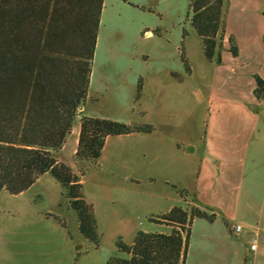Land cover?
<instances>
[{"label":"rangeland","instance_id":"obj_1","mask_svg":"<svg viewBox=\"0 0 264 264\" xmlns=\"http://www.w3.org/2000/svg\"><path fill=\"white\" fill-rule=\"evenodd\" d=\"M189 2L103 0L85 112L127 124H150L153 130L109 143L104 156L84 172V196L100 209L97 244L81 235L77 214L50 173L18 194L1 189L0 264H107L111 257H125L116 240L126 242L127 226L137 228L136 232H170L169 226L150 218L166 213L170 203L190 206L183 202L181 190L200 207L210 201L221 206L231 203L234 209L238 196V209L251 220L264 211V105H246L247 114L241 106L220 98L246 90L256 73L264 78L260 37L264 0H228V7L241 8L247 16L243 24L228 27V36L242 47L241 52L233 56L228 43H222L219 62L203 56L201 39L191 25ZM213 91L219 99L210 102L208 94ZM77 129L78 121L58 152L79 174L74 156ZM251 130L254 138L246 149L244 179L236 187L223 179L224 166L216 168L213 163L230 145L241 146L243 132ZM164 133L194 150L172 152ZM109 184L131 190L109 194L105 189ZM150 192L167 199L153 198ZM206 224L205 219H193L185 264H225L200 248ZM250 239L258 250L246 256L244 264L249 260L264 264L263 238L253 234Z\"/></svg>","mask_w":264,"mask_h":264},{"label":"trees","instance_id":"obj_2","mask_svg":"<svg viewBox=\"0 0 264 264\" xmlns=\"http://www.w3.org/2000/svg\"><path fill=\"white\" fill-rule=\"evenodd\" d=\"M227 4L189 2L191 25L208 60L221 59ZM102 5L103 0H0V190L18 194L50 173L63 186L81 235L93 244L99 241L97 221L81 176L99 159L108 136L153 130L150 124L83 114ZM227 41L228 51L237 55L233 36ZM182 60L189 70L183 52ZM253 80V95L262 101L264 78L254 74ZM77 121L79 174L56 157ZM179 194L186 200L185 191ZM215 217L211 207L175 205L150 218L170 232L139 230L131 243L118 238L116 247L126 256L111 257L107 264H185L193 219Z\"/></svg>","mask_w":264,"mask_h":264},{"label":"crops","instance_id":"obj_3","mask_svg":"<svg viewBox=\"0 0 264 264\" xmlns=\"http://www.w3.org/2000/svg\"><path fill=\"white\" fill-rule=\"evenodd\" d=\"M231 6L232 5H229V7H228V4H227V8H226V12H225L226 30H225L224 38L222 41L223 44L228 43V41H227L228 34H229L228 27H230V24L231 25L232 24H243L244 20L247 16L246 13L243 14V12L241 11L242 10L241 8H239L240 9L239 10L237 7L233 6L231 8ZM262 8H264V7H262ZM226 13H227V15H226ZM244 15H245V17H244ZM263 15H264V12H263ZM227 24H228V26H227ZM147 34H150V31H147ZM263 35L261 34L260 37L262 38ZM262 43H263V41H262ZM241 49H242V47H240V45L238 44V53L241 52ZM223 58H224V55L222 54V59ZM253 87H254V82L250 81L247 83L246 90L237 91L235 93L230 92V93H227L226 96L220 97V98L226 99V102L229 101L230 104H235L237 106H241L240 107L241 110L243 112L249 114L248 109H246V107H245L246 105H255V104L264 105V100L258 101L254 97ZM196 93H197V95H199V98H203L200 95L201 94L200 91H197ZM215 99H219V95L217 93H214V91H213V93L210 92L208 94V100L210 102H212ZM82 109H83V114H85L87 116H92V115H88L85 112L84 106ZM72 132L73 131H71V133ZM243 133H244L243 136H241L242 137L241 146H235L234 145V147L232 148V146L230 145L228 148H226L224 153L222 152V155H221L222 157L219 156L221 154V152H220V154H217L219 156L216 159L217 162L213 163V166H215L216 168H220L221 166H224L225 171L223 174L225 176H222L223 179L228 181L229 184H234L236 187L241 185V183L243 182V179H244L243 171L245 168V161H246V149H247L248 144L254 138L253 130L248 131V132H243ZM78 134H79V123H78V129L75 133V146L77 145ZM124 136L130 137L129 134L108 136L105 139V143H104L101 154L102 155L104 154V152L106 151V147L108 146L109 143H115L116 141H119L118 139H121V137H124ZM163 136L166 137V141H168L169 148L172 152L176 150L179 152L182 151V153H188V152H191L194 150V147L191 146L189 143H186V145L184 147H181L179 141L177 139H174L172 137V135H170V134L164 133ZM228 140H230V139H228ZM159 141H160V143H164L162 140H159ZM186 142H188V141L186 140ZM224 146H226V145H224ZM56 157L58 160L63 161V158L61 157V154L59 152L56 153ZM83 175L81 176V179H80V182L82 184L84 183V180L82 178ZM225 177L227 179H225ZM105 189H106V193H109V194L111 192L120 193V192H123L126 190H131L128 188H124L122 185H116V184H111V185L109 184L108 186H105ZM133 191H135V190H133ZM147 194L152 196L153 198H157V199H161V200L167 199L166 198L167 196L164 194H156V193H152V192L147 193ZM85 199H87V201L89 203H91L93 206V210H94L96 221H97V229H98L99 228V221H98L99 220V210H100L99 206L94 201L88 199L86 197V195H85ZM109 199H110L109 201L114 200V198H109ZM171 200H173V199H171ZM183 202L185 204L187 203L190 205H197L195 203L194 199L191 197H187L186 200H184ZM205 202H206V204L210 205L211 208L214 209V207H216V208H219L220 211L215 212L216 217H215L213 222H208L206 220L208 224L204 225V227H203V235H202L201 240H200V248H201L203 254H205L207 256H211V255L213 256L214 255V257H219V259L222 262H224L225 264H232V263L244 264L246 256H249V254L251 252L258 250V246L256 244H255L256 247L254 249H252V250L250 249V244H253L250 237L254 234L257 237H262L264 240V211L259 210L258 216L254 217L255 219L251 220L253 217L252 218L247 217L243 210L241 212V210L238 209V207H239L238 196L235 198V201H234V206H233L234 209H231V203L227 204V206H226V204H224L225 206L224 205L221 206V205H215L214 203H211L210 201H205ZM173 204L174 203H170V205H169L168 209H166V211H168L171 207H173L174 206ZM105 214H106L105 218L107 219L108 223H110L111 219L107 216V213H105ZM236 215L237 216L240 215L241 218L237 219ZM217 223H220V224H217ZM232 224H241V226H242L241 230L239 232H236V233L233 232L231 230ZM216 225H218L219 230H217L218 228H216ZM126 230H128V232H129V235L126 239V242L131 243L134 236H135V232H136L137 228L132 229V228H129L127 226ZM190 233H191V226H190ZM189 242H190V237H189ZM248 243H249V245L246 246ZM242 245H245L244 247H246L245 248L246 249L245 255L242 254V250H243Z\"/></svg>","mask_w":264,"mask_h":264},{"label":"built area","instance_id":"obj_4","mask_svg":"<svg viewBox=\"0 0 264 264\" xmlns=\"http://www.w3.org/2000/svg\"><path fill=\"white\" fill-rule=\"evenodd\" d=\"M241 228H242V226H241V224H232L231 225V230L233 231V232H239L240 230H241ZM256 247V245L253 243V244H250V249L252 250V249H254ZM251 263V261L249 260L248 261V264H250Z\"/></svg>","mask_w":264,"mask_h":264},{"label":"water","instance_id":"obj_5","mask_svg":"<svg viewBox=\"0 0 264 264\" xmlns=\"http://www.w3.org/2000/svg\"><path fill=\"white\" fill-rule=\"evenodd\" d=\"M81 109H82V107H81Z\"/></svg>","mask_w":264,"mask_h":264}]
</instances>
